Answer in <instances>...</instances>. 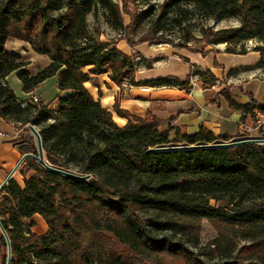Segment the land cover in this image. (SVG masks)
I'll return each instance as SVG.
<instances>
[{
    "label": "trees",
    "instance_id": "16d2710c",
    "mask_svg": "<svg viewBox=\"0 0 264 264\" xmlns=\"http://www.w3.org/2000/svg\"><path fill=\"white\" fill-rule=\"evenodd\" d=\"M122 2L126 7L127 1ZM181 3L194 4L215 21L239 19L240 27L205 30L204 39L210 46L226 44V53L240 55L248 52L246 42L257 41L262 45L253 51L264 67V0L172 1ZM99 9L107 11L106 21L125 30V36L135 33L145 16L124 10L130 16L125 27L123 13L112 0H0V118L19 129L38 128L50 166L90 176L76 180L47 171L32 158L24 160V185L11 179L0 193V223L10 241L11 264H205L188 246L199 243L204 220L220 232L218 248L230 244L228 228L252 241L260 235L246 253L264 264V144L155 152L233 138H216L203 127L192 136L176 131L172 138V121L162 130L165 123L153 115L131 121L115 105L114 112L128 120L119 126L85 84L108 75L118 87L141 85L135 78L137 55L124 54L117 42L101 41L99 27L91 32L88 16H96ZM9 39L27 43L50 64L32 74L19 55L5 50ZM144 43L171 44L162 38H144ZM13 73L26 96L56 76L59 91L68 95L59 96L57 105L39 96L37 104L20 99L7 80ZM199 75L206 85H216L214 75ZM144 84L190 91L192 79ZM220 95L242 115V122L264 117V104L253 95L247 105L234 100L230 87ZM15 145L22 155L37 154L29 134ZM36 215L48 226L45 234L33 232ZM7 259L0 229V264Z\"/></svg>",
    "mask_w": 264,
    "mask_h": 264
},
{
    "label": "crops",
    "instance_id": "0c3cea01",
    "mask_svg": "<svg viewBox=\"0 0 264 264\" xmlns=\"http://www.w3.org/2000/svg\"><path fill=\"white\" fill-rule=\"evenodd\" d=\"M15 42L22 43L9 39L6 43V51L9 44ZM226 47V44H220L209 46L204 53L190 51L180 53L163 45L142 44L130 48L121 41L118 44L121 52L128 56L137 55L135 78L141 85L125 84L118 87L108 75H102L93 77V81L86 83L85 87L104 109L113 113L114 121L121 127L126 125L128 120L114 112L115 105L128 112L132 116L131 121L135 117L146 119L149 114L153 115L165 123L161 127L162 130H167L168 122L172 121L171 127L174 128L171 132L172 138L176 136V131L192 136L199 133L203 127L216 138L230 136L233 138L231 141L243 137L260 139L262 130L258 128V122L255 123L250 118L242 122V115L230 108L226 99L219 94V87L206 85L203 77L199 75L210 73L217 78L216 84L225 83L226 86L231 87L233 98L240 105L250 103L249 95H253L256 101L264 104V67L259 65L260 54L253 50H249L246 55L228 54L225 52ZM45 61L43 67L36 73L50 64L47 57ZM194 71L198 75L192 76ZM190 76L192 79L190 91L178 87L144 84L167 78L185 81ZM66 95L67 92L60 93V97ZM54 105H57V101H54ZM258 121H264V117L259 118ZM19 128L20 125L0 118V186L14 172L23 157L15 143L22 136L28 135L30 129L29 126ZM237 135L241 137H235ZM23 162L11 177L21 186L24 185L26 178L21 173ZM34 220L37 226L33 232L45 234L48 231L45 220L39 215H36ZM39 229L40 233L37 232Z\"/></svg>",
    "mask_w": 264,
    "mask_h": 264
},
{
    "label": "rangeland",
    "instance_id": "374dc122",
    "mask_svg": "<svg viewBox=\"0 0 264 264\" xmlns=\"http://www.w3.org/2000/svg\"><path fill=\"white\" fill-rule=\"evenodd\" d=\"M127 6L124 7L122 0H112L113 3L119 5L121 13H123L124 25H130V16L124 13V10L132 16L144 15L135 33L125 36V30L120 27L115 29L106 20L107 11L99 9L97 15H89L88 23L92 33H96L97 27L101 30V41H124L127 39L137 44L142 45L140 42L147 38L155 40L162 38L171 42V44H160L168 46L178 52H204L210 45L204 39L203 32L205 30L219 31L223 29L240 27V21L237 18H230L223 21H215L209 18L201 9L197 8L194 4L181 3L179 5H172L173 0H126ZM149 46L155 45L151 43H144ZM262 44L257 41L246 42L247 50H253ZM129 46V45H128ZM136 46V47H137ZM130 47V46H129ZM131 48V47H130ZM135 48V47H134ZM6 50V47H5ZM8 52L15 53L21 57V61L28 64L27 69L32 74H36L37 70L43 67L45 57L36 54L27 43H11L7 47ZM240 50V48H238ZM8 83L20 99H25L27 96L23 91V86L16 74L10 75ZM220 91L229 89L225 83L216 84ZM231 88V87H230ZM58 89V77H52L47 82L42 84L37 90L36 95L39 96L46 104L57 101L60 96ZM28 127V126H27ZM38 131V128H36ZM29 136L33 137L36 145V139L28 130ZM26 136V135H24ZM263 138V135H261ZM246 138H238L244 140ZM37 146V145H36ZM24 167H22L23 175ZM33 174V173H31ZM25 176V175H23ZM29 177V176H27ZM212 206H216V202H211ZM37 232H41L40 229ZM230 244H221L218 248L216 241L220 237V232L209 221L204 220L201 224V232L199 243L193 245L189 243L188 246L197 254L205 264H261L254 259V257L247 255L246 250L254 246L256 241L261 240L258 235L256 241H252L245 237L242 231L233 232L228 228ZM245 250V251H244ZM128 256V255H127ZM101 264V263H94Z\"/></svg>",
    "mask_w": 264,
    "mask_h": 264
},
{
    "label": "water",
    "instance_id": "95a60500",
    "mask_svg": "<svg viewBox=\"0 0 264 264\" xmlns=\"http://www.w3.org/2000/svg\"><path fill=\"white\" fill-rule=\"evenodd\" d=\"M29 129L36 139L37 154L36 155L35 154L23 155L21 163L25 159L32 158V159L36 160L39 165L43 166L47 171H50V172H53V173H56V174H59V175L65 176V177L73 178L76 180H88L90 178L89 175L80 176V175H77L76 173H72L69 171H65V170L50 166L45 159L42 138H41L39 132L37 131L36 127L31 126V125L29 126ZM247 144H264V139H245V140H238V141H231V142H219V143H215V144L194 145V146L177 145V146H170V147H164V148H156V149H153L152 151L169 152V151H189V150H196V149H218V148H231V147L247 145ZM20 164L16 167L14 172L18 169ZM13 173L10 174L8 179L0 186V193L2 192L4 187L8 184V182L10 181ZM0 229H1L3 235L6 239L7 245H8L7 264H11L12 251H11L10 241H9L8 235H7L6 231L4 230V228L2 227L1 223H0Z\"/></svg>",
    "mask_w": 264,
    "mask_h": 264
},
{
    "label": "built area",
    "instance_id": "2783aa9c",
    "mask_svg": "<svg viewBox=\"0 0 264 264\" xmlns=\"http://www.w3.org/2000/svg\"><path fill=\"white\" fill-rule=\"evenodd\" d=\"M27 98L30 100L31 103H34V104L39 103V97L35 93L29 94L27 96ZM261 118H263V117H260V119ZM258 124H259L258 128L261 129L264 132V121H261V122L258 121ZM260 139H264V138H260Z\"/></svg>",
    "mask_w": 264,
    "mask_h": 264
}]
</instances>
